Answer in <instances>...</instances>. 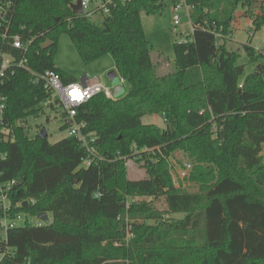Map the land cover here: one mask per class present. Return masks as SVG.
<instances>
[{"label": "trees", "instance_id": "obj_1", "mask_svg": "<svg viewBox=\"0 0 264 264\" xmlns=\"http://www.w3.org/2000/svg\"><path fill=\"white\" fill-rule=\"evenodd\" d=\"M74 1L13 0L10 32L31 41L30 66L77 81L55 64L67 35L85 65L112 56L130 89L78 108L85 146L75 135L55 143L28 136V118L53 105L29 72L17 70L0 87L11 136L0 141V181H17L11 214L51 215L47 225L10 229L0 264H264V50L226 42L240 8L252 19L249 31L263 27L264 0H184L193 31L174 44L173 61L155 51L142 13L181 0H129L99 22L75 14ZM241 50L254 64L242 81ZM165 64L172 70L163 72ZM151 113L165 117V129L142 122ZM88 149L100 158L90 166ZM178 150L194 162L185 179L197 192L175 184L170 158ZM124 157L137 158L147 176L129 179ZM130 196L153 200L128 203ZM127 213L144 219L131 224L130 246L122 241Z\"/></svg>", "mask_w": 264, "mask_h": 264}, {"label": "rangeland", "instance_id": "obj_2", "mask_svg": "<svg viewBox=\"0 0 264 264\" xmlns=\"http://www.w3.org/2000/svg\"><path fill=\"white\" fill-rule=\"evenodd\" d=\"M170 4L163 9L162 11L156 12L154 14L142 13V24L145 30L146 37L153 44L155 51L161 52L171 61L174 60V44L176 42H181L189 38L192 33L193 26L190 18L188 16H183L181 24L175 28L172 21L173 10ZM97 21H100V17L97 18ZM253 29L252 19L247 13L246 9L240 8L237 11V17L233 23V31L228 39L227 47L231 50H237L242 44L251 42L253 45L259 44L264 37V29L257 30L255 35L251 37L249 30ZM242 57L240 59L241 63H245V71L241 77V81L252 72L254 69V64L247 61L245 53L241 50ZM55 64L57 67L69 72L70 74L75 75L78 80H81L83 76L87 74L88 77L97 76L100 81L108 86L111 90L112 96L114 99H119L124 97L129 89L130 85L127 82H122L121 78L115 69L114 60L112 56L107 55L90 65H85L81 60L74 43L67 35H63L59 40L58 52L55 57ZM163 72H169L172 68L168 64ZM168 66V67H167ZM121 89V91H119ZM142 122L144 124H155L161 129L166 128L165 117L162 114L151 113L146 114L142 117ZM64 125L61 110L53 104L52 106H47L44 109V112L38 117H30L24 123V126L27 128V134L30 138H34L43 127L46 128L48 132L49 141L55 143L69 135V130L62 129ZM264 154V150H263ZM128 178L129 179H141L147 176L146 168L135 159L127 158L125 160ZM172 165V174L173 178L177 180V186L182 187L188 192H197L199 191V184L191 182L187 179H181L179 176V169L183 167L186 162H190L194 165L193 160H191L184 152L178 150L170 158ZM85 166V165H84ZM137 200H153L151 197L146 196H130L128 198V203L130 201ZM159 208L164 209L162 203L156 201ZM51 219V215L49 214ZM164 218L174 217L181 218L183 214H171L163 215ZM144 219H132L127 213L125 215V228L124 233L125 237L123 238V243L126 246H130L132 239L135 238V234L132 232V225L134 222L142 223ZM148 224H153L154 220L151 219L147 222ZM116 245H120L119 242H115ZM1 259V257H0Z\"/></svg>", "mask_w": 264, "mask_h": 264}, {"label": "built area", "instance_id": "obj_3", "mask_svg": "<svg viewBox=\"0 0 264 264\" xmlns=\"http://www.w3.org/2000/svg\"><path fill=\"white\" fill-rule=\"evenodd\" d=\"M128 1L129 0H81V6L83 9L82 15L93 20H97L98 17L102 19L109 15L113 8L117 7L118 4H125ZM76 2L77 0L73 3ZM191 9L192 7L187 5L184 0H181V2L172 7V21L175 28L181 24L183 19L182 13L189 18ZM13 14V0H0V87H2L8 79L14 76L17 70L23 69L29 72L36 82L42 83L44 88L51 93V100L47 101L45 105H48L49 103L55 104L59 110H61L63 123L67 125L69 135H75L83 145L87 146V138L82 132V128L85 125L76 121L78 108L99 94H104L106 97L114 99L110 88L100 81L89 83L88 81L81 82L80 80H77L75 82L65 83L60 74L56 71H34L30 66L27 57L31 41L24 40L20 34H12L10 32ZM261 29H264V25ZM249 32L251 37L255 35L253 30ZM252 46L257 51H263L264 37L259 44H252ZM121 81L125 82L123 79H121ZM5 107L6 97L2 95L0 91V141L11 139L10 129L4 124L3 113ZM142 151H152V149L144 148ZM89 152L90 155L85 160L87 166H90L92 163L96 162V160H100V158L94 155L92 150H89ZM1 156L2 155L0 154V157ZM127 158L128 157H124L123 159L126 160ZM131 159L136 160L137 158ZM191 169L192 164L186 162L184 166L178 170L180 178L185 179L189 175ZM16 183L17 181L15 180L7 183H2L0 181V242L6 241L10 229L21 227L28 223L35 226L48 224L46 221L38 217L39 214L35 216L26 215L24 213L11 214L15 204L13 202V186H15ZM175 184L177 185V180L175 181ZM22 205L23 203L21 201L16 202V206ZM3 255L4 254L0 252L1 258Z\"/></svg>", "mask_w": 264, "mask_h": 264}, {"label": "water", "instance_id": "obj_4", "mask_svg": "<svg viewBox=\"0 0 264 264\" xmlns=\"http://www.w3.org/2000/svg\"><path fill=\"white\" fill-rule=\"evenodd\" d=\"M71 9L72 11L75 13V14H79V15H82L83 13V9H82V6H81V0H77L76 3H72L71 4ZM52 41H46L44 44H43V48H47L49 47L50 45H52ZM88 79V76H83L81 78V82H89V83H93V82H97V79L95 80H87ZM119 91H121V89H119ZM39 136L43 139L47 138L48 136V132L46 130L45 127H43L41 129V131L39 132ZM38 217L44 221H46L47 223H50V219H49V216H48V213L47 212H41L39 213Z\"/></svg>", "mask_w": 264, "mask_h": 264}, {"label": "crops", "instance_id": "obj_5", "mask_svg": "<svg viewBox=\"0 0 264 264\" xmlns=\"http://www.w3.org/2000/svg\"><path fill=\"white\" fill-rule=\"evenodd\" d=\"M116 69V68H115ZM85 76H87V74L85 75ZM95 79H97V81H100V79L97 77V76H94V77H88V79L87 80H95ZM101 82V81H100Z\"/></svg>", "mask_w": 264, "mask_h": 264}]
</instances>
